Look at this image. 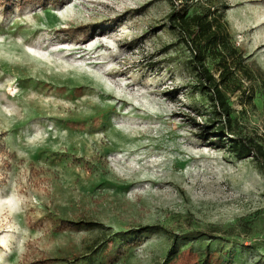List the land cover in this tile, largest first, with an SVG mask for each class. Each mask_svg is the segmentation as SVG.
<instances>
[{"label": "rangeland", "instance_id": "rangeland-1", "mask_svg": "<svg viewBox=\"0 0 264 264\" xmlns=\"http://www.w3.org/2000/svg\"><path fill=\"white\" fill-rule=\"evenodd\" d=\"M222 1L232 42L264 71V0ZM171 7L0 0V264H162L166 231L205 233L180 238L170 264H201L205 248L206 264H264V171L206 140ZM225 91L235 132L264 144L263 77ZM72 221L127 233L91 254L100 232ZM148 225L166 231L133 233Z\"/></svg>", "mask_w": 264, "mask_h": 264}, {"label": "trees", "instance_id": "trees-1", "mask_svg": "<svg viewBox=\"0 0 264 264\" xmlns=\"http://www.w3.org/2000/svg\"><path fill=\"white\" fill-rule=\"evenodd\" d=\"M14 0H2V3H10ZM171 11L166 17L169 29L175 31L178 40L183 43L190 53L189 64L196 72L198 88L206 92L207 113L203 114L207 120L210 131L206 140L212 141L220 147H224L238 159L252 157L257 166L264 171V144L258 142L253 135H239L235 132L236 120L233 117V107L226 95L225 87L236 79L239 73L252 78L256 72L263 77L264 71L260 68L253 71L244 54L231 40L228 23L226 21V5L222 0H169ZM21 6L28 4H52L61 5L64 0H19ZM193 7L196 11L190 12ZM213 60L217 66L219 75L216 76L207 64V60ZM231 136L232 139H229ZM69 226L84 225L100 232V239L89 253L93 254L104 246L112 245L114 237L125 239L127 232H113L111 227L94 221L69 222ZM166 229L160 225H148L133 233L159 232ZM172 236L169 253L162 264H170L179 252L177 250L181 239L196 238L205 233L190 231L178 235L166 231ZM181 238V239H180ZM212 252L205 248L200 252L203 256L201 264L210 261ZM79 260L78 256H72L69 263Z\"/></svg>", "mask_w": 264, "mask_h": 264}]
</instances>
